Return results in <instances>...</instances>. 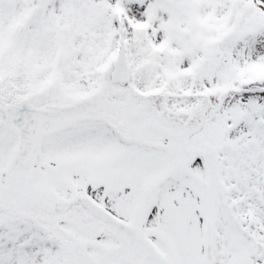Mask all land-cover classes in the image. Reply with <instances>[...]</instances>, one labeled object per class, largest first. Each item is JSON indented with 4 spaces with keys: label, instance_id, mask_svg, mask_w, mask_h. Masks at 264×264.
Listing matches in <instances>:
<instances>
[{
    "label": "snow or ice",
    "instance_id": "1",
    "mask_svg": "<svg viewBox=\"0 0 264 264\" xmlns=\"http://www.w3.org/2000/svg\"><path fill=\"white\" fill-rule=\"evenodd\" d=\"M0 264H264V0H0Z\"/></svg>",
    "mask_w": 264,
    "mask_h": 264
}]
</instances>
